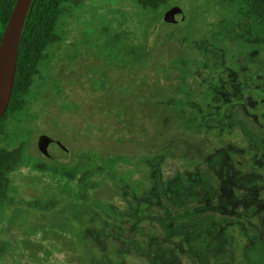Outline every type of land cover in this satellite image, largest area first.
Masks as SVG:
<instances>
[{
	"label": "rangeland",
	"instance_id": "rangeland-1",
	"mask_svg": "<svg viewBox=\"0 0 264 264\" xmlns=\"http://www.w3.org/2000/svg\"><path fill=\"white\" fill-rule=\"evenodd\" d=\"M57 33L59 41L47 50L26 108L4 125L0 136L7 149L25 144L22 161L6 174L12 192L0 202V264H120L119 258L135 247L116 239L113 224L120 211L128 215L132 201V221L143 229L135 241L138 246L143 241V249L126 262L144 264L151 251L146 242L149 223L141 214L149 212L144 201L137 205L135 194L147 193L149 172L161 175L159 151L173 137L172 130H181L177 121L184 117V104L187 121L202 130L244 118L245 110L234 99L239 97L236 72L244 76L243 67L254 71L253 65L264 66V28L243 0H171L158 10L136 0H81L64 5ZM205 138L213 145L212 136ZM39 141L47 142L50 153L66 146L70 160L46 159ZM221 143L225 153L232 146L240 152L246 146L235 127ZM204 154L193 153V166L198 168ZM183 166L176 164L177 169ZM193 166L171 176L191 179L196 175ZM222 169L221 160L215 159L200 167V176L214 177L211 172L221 174ZM257 177L263 185L264 172ZM215 181L217 198L226 196L219 175ZM204 187L194 185V193ZM256 191L235 186L234 217L215 218V240L223 247L217 264H230L231 249L224 247L232 243V264L244 263L243 251L264 264V253L255 252L264 249V215L257 212L261 207L250 217L239 215L251 210L253 198L264 203ZM151 192L153 214L161 216L163 206L171 208V189L159 185ZM244 197L249 199L242 202ZM90 220L93 232L84 229ZM157 227L154 235L163 236ZM203 230H198L199 237Z\"/></svg>",
	"mask_w": 264,
	"mask_h": 264
},
{
	"label": "flooded vegetation",
	"instance_id": "flooded-vegetation-1",
	"mask_svg": "<svg viewBox=\"0 0 264 264\" xmlns=\"http://www.w3.org/2000/svg\"><path fill=\"white\" fill-rule=\"evenodd\" d=\"M253 67L254 71L243 67L246 69L244 76L241 72H236L239 97L234 99L237 101L235 104L242 105L246 112L243 119L231 118V123L228 122L224 127L214 129L210 126L202 130L196 122L189 123L187 121L185 114L187 110L185 104L183 105L184 117L177 121V125L181 127V130H172L173 137L162 144V149L159 151L162 153L164 164L161 175L155 177L149 172L146 177L148 181L147 193L145 196L143 193H140L141 195L135 194L134 196L137 205L144 201L145 203L142 204V207L149 212L141 214L149 223L146 242L151 251L148 261H143L144 264H217L216 261L220 256L218 249L223 247H220L219 242L215 240V232L212 225L217 224L215 218L218 214L234 217L236 210L233 207V203L237 201L232 193L234 187L249 191L259 190L264 197V193H262L264 184L262 185L257 177L264 172V66L257 67L253 65ZM234 127L237 128L240 135L244 138L246 146L242 148L241 152L235 150L234 146H232L231 150L225 153L221 142H224L225 138L231 135ZM209 135L213 137L211 140L213 145L208 144L205 138V136ZM179 136L182 138L180 139ZM183 136H185L187 141L183 140ZM197 136L204 143L199 142ZM155 147L157 148V146ZM178 150L185 155L183 153H180V156L176 155L175 152ZM194 152L206 153L198 159V168L193 166L195 161ZM215 159L221 160L222 173L217 174L215 171L211 172V175H216L214 177L200 176L202 174V171L199 170L200 167L203 164H210ZM178 162H183L184 166L182 169L176 168ZM187 165L193 166L196 174L193 178L184 179L175 175L174 177L171 176V174L180 173ZM164 171L165 175H163ZM217 175L221 178V186L226 193V196H222L219 199L217 198L218 186L215 181ZM253 175L255 176L254 178L251 177ZM174 184L177 187L171 186ZM201 184H205V187L201 188V192L196 195L193 186ZM159 185L161 188L171 189V192L167 193L171 208L163 206V209L159 211L161 216H154L152 210L154 199L151 190L153 188L156 189ZM255 195L258 196L259 194ZM200 198L203 199L201 203L197 202ZM248 199V197H244L241 201ZM252 201L251 210H246L239 215L247 217L255 215V207L259 206L261 208L257 211L258 215H264V203L261 204L257 198H253ZM134 211L132 201L126 209L128 215L125 216L120 211L118 214L119 218L113 224L117 232L116 239L120 242L128 243L131 248L135 247V250L130 255L128 253L119 258L120 264H127L126 259L128 256L137 257L139 253L136 250L143 249V241L141 246H138L135 241V236L141 233L143 229L132 221ZM99 219L105 226V219ZM143 220L140 218V221ZM90 222L91 220L86 223L87 228L85 226L84 229L93 232L94 228L92 229ZM94 222H96L95 219L93 220ZM155 226H158L157 228L163 233V236L154 235ZM202 228L204 230L200 234L203 238L198 236V230ZM100 231L101 229H98V232ZM188 232H191V234L186 239L185 233ZM120 242L116 241L119 248H121ZM85 247L89 248L91 246ZM234 247V243L224 247L231 249L229 255L232 260ZM159 249H162V251L160 252ZM255 252H258L260 256L264 253V249L257 248ZM243 256V264L260 263V260L255 258L257 256L249 252L243 251ZM160 259H162L161 262ZM232 260L230 264H232Z\"/></svg>",
	"mask_w": 264,
	"mask_h": 264
},
{
	"label": "trees",
	"instance_id": "trees-1",
	"mask_svg": "<svg viewBox=\"0 0 264 264\" xmlns=\"http://www.w3.org/2000/svg\"><path fill=\"white\" fill-rule=\"evenodd\" d=\"M81 0H32L20 36L16 70L12 93L7 110L0 120V136L4 134V125L22 115L27 105V97L40 73V66L47 58V50L59 41L57 24L64 11V5L75 6ZM171 0H136L144 8L158 10ZM225 1V0H223ZM231 1V0H229ZM248 13L256 18L264 28V0H243ZM16 0H0V40L11 15ZM25 154V144L19 142L7 149L0 145V202L8 200L11 181L7 173L18 165ZM88 157L90 155L87 154ZM86 157V159H88ZM93 162L92 159H89ZM39 167L38 165H36ZM41 168V167H39ZM97 170L101 168L97 166ZM58 174L59 171H56ZM63 175V174H61ZM65 175V174H64ZM84 175V173H83ZM74 178L75 174L66 175ZM79 176L82 177L81 173ZM256 264V263H253Z\"/></svg>",
	"mask_w": 264,
	"mask_h": 264
},
{
	"label": "water",
	"instance_id": "water-1",
	"mask_svg": "<svg viewBox=\"0 0 264 264\" xmlns=\"http://www.w3.org/2000/svg\"><path fill=\"white\" fill-rule=\"evenodd\" d=\"M31 2L32 0H16L0 40V120L10 101L20 36ZM46 148L47 142H38V150L46 159L61 163L70 160L71 153L66 146H62L56 153L47 152Z\"/></svg>",
	"mask_w": 264,
	"mask_h": 264
}]
</instances>
